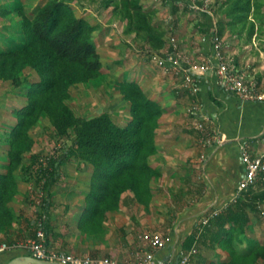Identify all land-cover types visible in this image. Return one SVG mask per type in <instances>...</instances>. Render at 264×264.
<instances>
[{
  "label": "rangeland",
  "instance_id": "rangeland-1",
  "mask_svg": "<svg viewBox=\"0 0 264 264\" xmlns=\"http://www.w3.org/2000/svg\"><path fill=\"white\" fill-rule=\"evenodd\" d=\"M47 1L0 0V49L9 50L20 44L22 33L17 31L18 22L24 14L36 11ZM70 1L77 15L94 27L92 36L103 62L100 74L77 82L69 89L66 102L78 116L92 117L108 112L114 121L126 126L133 115L121 83L132 80L165 109L164 114L176 106L181 112L186 110L188 124L197 131V118L190 112L195 102L199 103L198 92L191 91L186 75L193 72V79L197 81L198 73L211 71L215 66L214 59L203 54V46L208 40L219 44L226 62L230 61L228 51L224 50L229 38L237 36L241 46L256 38L257 45H253V49L264 48L258 43L264 44V0H178L175 11L173 0ZM206 14L212 17V33L207 29ZM11 36H15L14 42H10ZM204 65H209L210 69H203ZM5 67L6 72L0 71V172L8 171L13 149L20 145L25 151L22 163L14 171L15 187L8 196L7 205L12 208L14 218L0 232L12 229L17 234L21 231L23 236L13 239L19 244L37 240L58 252L109 257L120 262L136 261L146 250L145 232L164 234L152 227L157 221H153L156 215L150 217V202L135 199L132 201L135 205L131 202L108 210L98 223L81 222L93 165L79 154L66 157L72 141L68 136L57 135L46 114L28 129L25 141L12 133L20 122H26L27 116L21 114V110L28 103L26 93L30 89L25 85L16 86L13 75L31 81L40 75L35 69H19L10 62H6ZM32 155L38 157L37 163H33ZM51 158L66 159L57 179L49 180L47 189L43 182L45 177L39 181L38 173L52 169ZM28 164L30 168L26 170ZM158 175L159 171L155 177ZM261 180L252 188L260 189ZM259 209L261 215L252 214L248 237L238 245V250H250L255 242L264 244V220L259 222V218H264V202ZM40 215L47 218V230L40 222L39 237L34 238L27 225L30 220L40 221ZM218 248L224 251L225 244H219ZM229 257L226 252V259ZM247 264H264V258L256 262L250 259Z\"/></svg>",
  "mask_w": 264,
  "mask_h": 264
},
{
  "label": "trees",
  "instance_id": "trees-1",
  "mask_svg": "<svg viewBox=\"0 0 264 264\" xmlns=\"http://www.w3.org/2000/svg\"><path fill=\"white\" fill-rule=\"evenodd\" d=\"M173 3L175 11L178 0H173ZM206 15L207 29L212 33V17ZM93 28L86 18L77 15L70 0H49L36 11L22 16L17 24V31L22 33L20 44L9 50L0 49V71L6 72L5 64L10 62L13 66L18 65L19 69H35L40 75L34 81L29 78L21 80L13 75L16 86L25 85L30 89L26 93L28 103L21 110V114L27 116L26 122H20L12 133L25 141L32 124L43 114L48 115L57 135L68 136L72 141L66 157L79 154L93 165L91 187L81 222L94 220L98 223L108 210L119 209L122 204L129 205L135 199L146 203L151 201V182L158 170L150 164V157L158 150L156 130L165 109L137 82L129 80L121 83L133 115L126 126L114 121L108 112L92 117L74 113L66 102L69 89L77 82L97 76L103 69L101 54L92 36ZM15 40V36H11L10 42ZM24 151L20 145L13 149L8 171L0 172L1 230L14 218L12 208L7 205L8 196L15 187L14 171L22 163ZM32 158L33 163L38 162V157L32 155ZM65 159L51 158L49 166L52 169L38 173L39 181L45 177L43 182L47 189L49 180L57 179ZM25 168L28 170L29 164ZM259 184L261 188L258 190L250 188L238 192L235 200L229 202L203 230L200 221L184 242V248L190 249L196 244L197 249H216L217 245L225 244L224 251L230 257L220 264H247L250 259L256 262L264 258V244L255 242L250 250L237 248L248 237L252 214L261 215L259 208L264 202V180ZM40 216V221L30 220L27 225L34 238L39 237L40 222L47 230V218ZM263 220L259 218V222ZM7 231L14 232L12 229ZM4 252H13L7 262L16 256L30 254L20 248L0 251Z\"/></svg>",
  "mask_w": 264,
  "mask_h": 264
},
{
  "label": "crops",
  "instance_id": "crops-1",
  "mask_svg": "<svg viewBox=\"0 0 264 264\" xmlns=\"http://www.w3.org/2000/svg\"><path fill=\"white\" fill-rule=\"evenodd\" d=\"M225 43L235 71L257 84L258 97L242 99L225 90L213 70L198 73L203 122L214 136L210 144L199 141L200 134L188 124L186 110L181 112L176 106L162 116L156 135L158 150L151 157L159 175L153 179L149 212L150 217L156 215L152 227L171 236L157 252L167 261L178 260L180 251L186 249L184 242L206 214L234 201L245 172L241 145H249L254 155L264 148V48L253 49L256 38L244 46L237 36ZM213 53L214 43L208 40L203 54L215 60ZM14 232H0V243L23 236L21 231ZM11 254L0 253V264H6ZM225 259L226 252L218 245L216 249L198 247L191 264H220Z\"/></svg>",
  "mask_w": 264,
  "mask_h": 264
},
{
  "label": "built area",
  "instance_id": "built-area-1",
  "mask_svg": "<svg viewBox=\"0 0 264 264\" xmlns=\"http://www.w3.org/2000/svg\"><path fill=\"white\" fill-rule=\"evenodd\" d=\"M220 45H214V64L212 70L217 75L220 84L223 88L229 92L238 94L243 98H255L258 97L256 94L255 82H248L245 74H241L235 71L231 61H224V57L220 50ZM203 69H210L209 65H204ZM193 72H188L186 75L187 83L191 86V91L198 92L199 86L195 79H193ZM191 110V114L197 118L195 122V128L199 130L202 134V141L210 144L214 136L212 132L208 130V127L203 122V113L201 104H196ZM216 141L221 142L220 138ZM242 151V161L245 165V172L243 177L239 182L238 192H242L254 187L257 182L264 179V148L258 154L254 155L251 151L249 145L243 143L241 145ZM235 200V199H234ZM222 209H214L208 214H206L201 222L202 229L206 225L210 224L212 218H214ZM171 236L158 233V232H145L143 234V242L146 250L143 252L142 256L134 262H120L114 258H93V257H82L69 252H58L50 250L42 241L31 240L27 244L19 243H6L0 244V251H5L9 249H25L31 255L42 260H51L64 264H191L194 256L198 253L196 245L190 249H182L179 253L178 260L176 262L167 261L163 258L158 257L157 252L163 249L168 242H170Z\"/></svg>",
  "mask_w": 264,
  "mask_h": 264
},
{
  "label": "water",
  "instance_id": "water-1",
  "mask_svg": "<svg viewBox=\"0 0 264 264\" xmlns=\"http://www.w3.org/2000/svg\"><path fill=\"white\" fill-rule=\"evenodd\" d=\"M6 264H64L51 260H42L31 254L19 255L8 261Z\"/></svg>",
  "mask_w": 264,
  "mask_h": 264
}]
</instances>
